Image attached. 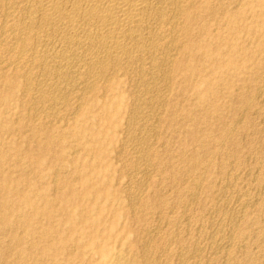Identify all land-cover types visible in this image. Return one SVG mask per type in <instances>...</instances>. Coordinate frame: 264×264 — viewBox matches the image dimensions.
Wrapping results in <instances>:
<instances>
[{
	"label": "bare ground",
	"instance_id": "6f19581e",
	"mask_svg": "<svg viewBox=\"0 0 264 264\" xmlns=\"http://www.w3.org/2000/svg\"><path fill=\"white\" fill-rule=\"evenodd\" d=\"M262 34L264 0H0V264H264Z\"/></svg>",
	"mask_w": 264,
	"mask_h": 264
},
{
	"label": "rangeland",
	"instance_id": "374dc122",
	"mask_svg": "<svg viewBox=\"0 0 264 264\" xmlns=\"http://www.w3.org/2000/svg\"><path fill=\"white\" fill-rule=\"evenodd\" d=\"M261 37H264V34H262V36ZM263 107H264V104H263ZM236 115V114H235ZM232 115H230V116H228V119H230V117H231ZM253 121H254V125H255V127L254 128H252V127H249V129L247 130V132L249 131L250 133L251 132H253V133H249V136H251V137H253V139H254V142L255 141H257V143L255 142L254 143V149H253V153H259V152H261L262 150H260L259 151V149H262L261 147H263V144L261 143V140H262V138L264 137V124H262V123H259V122H261V120L259 119V118H254L253 119ZM190 125H191V123H189ZM257 127V128H256ZM238 129H241V127H238ZM252 130V131H251ZM261 136V137H260ZM255 137V138H254ZM259 138H261V139H259ZM245 141L244 142H246V138L244 139ZM259 142V143H258ZM262 144V146H261V144ZM260 144V145H259ZM258 145V146H257ZM261 146V147H260ZM260 147V148H259ZM257 149V150H256ZM264 172V171H263ZM262 172V174L264 175V173ZM258 173H261V172H258ZM258 236V238L260 237L259 236V234H257L256 236H253V237H250L249 239H251V238H253V239H251L250 240V243L251 244H254V243H264V237H260L259 238V241H258V238L256 239V237ZM255 237V238H254ZM255 245V244H254ZM173 246H175V245H173ZM253 245H250V249L252 248V251H254V253H256V254H258V253H261V251L259 250V249H257L255 246H253ZM256 248V249H255ZM255 249V250H254ZM264 254H262L261 255V257L262 258H264V256H263ZM221 264H223L222 262H220ZM220 263H216V264H220ZM229 264H231V263H229Z\"/></svg>",
	"mask_w": 264,
	"mask_h": 264
}]
</instances>
